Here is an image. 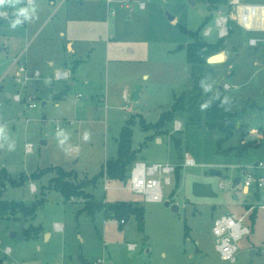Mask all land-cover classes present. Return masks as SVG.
<instances>
[{"label": "rangeland", "instance_id": "obj_1", "mask_svg": "<svg viewBox=\"0 0 264 264\" xmlns=\"http://www.w3.org/2000/svg\"><path fill=\"white\" fill-rule=\"evenodd\" d=\"M25 1L6 0L0 5V11L11 14V20L0 19V127L15 142V149L9 151L0 141V172L15 181L27 179L21 186L8 185L3 201L37 207L31 216L17 210L0 218L4 264H232L221 259L212 231L216 219L229 215L245 217L251 230L239 243L235 264H264V189L244 186L247 172L264 177V170L255 168L264 162V143L240 148L255 143L264 129V32H249L233 22L234 31L225 38L228 59L215 69L207 90L233 97L238 119L234 136L219 148L225 135L207 128L203 109L177 114L161 131L155 126L184 93L199 92L197 79L205 77L193 74L186 49L195 40L183 30L199 33L200 41L217 43L222 9H213L208 0H125L126 7L112 5V16L107 0H35L36 5L28 8L29 18L12 29L14 14L24 9ZM141 2L146 3L145 10L139 8ZM207 29L212 31L210 37L204 36ZM251 39L260 42L253 47ZM71 40L76 53L68 52ZM26 50L35 59L32 68L40 74L24 88L16 83L14 59ZM222 60L223 56L214 63ZM230 61L234 73L229 70L228 75ZM60 69L71 71V79L55 81ZM225 84L238 88L226 91ZM137 87L141 94L134 102ZM7 93L31 96L37 107L28 108L26 100L16 103ZM207 99L205 93L202 100ZM128 121L134 122L133 168L144 163L179 169V174L170 176V184L165 182L167 176L158 177L162 202H148L124 183L99 176L103 166L117 158L119 136ZM140 121L150 130H143ZM59 130L68 136L63 147L57 142ZM186 154L195 166L185 165ZM57 169L74 173L67 180L84 186L82 196L69 200L56 189ZM95 178L97 183L90 184ZM236 178L241 182L234 187ZM88 194L107 206L131 203L143 208L142 229L135 214L126 218V224L114 216L106 218L104 211L93 219L83 211ZM130 245L136 249L130 250Z\"/></svg>", "mask_w": 264, "mask_h": 264}, {"label": "trees", "instance_id": "obj_2", "mask_svg": "<svg viewBox=\"0 0 264 264\" xmlns=\"http://www.w3.org/2000/svg\"><path fill=\"white\" fill-rule=\"evenodd\" d=\"M210 6L217 10L223 9L224 6L229 5V0H208ZM233 22L230 23L233 29ZM184 33L190 34L195 40L192 44H189L186 52H187V61L189 65L192 67L193 74L196 73H204L205 77L197 79V89L199 92L192 91L190 95L183 94L179 99H177L171 111L163 114L155 128L158 131H161L167 123L173 122L177 114L184 113L185 111H189L192 113L196 108L203 109V113L205 114L206 122L205 125L210 130L219 129L224 135V139L218 142L219 148H221L224 141L230 140L234 136V131L237 129V119L238 112L234 109L236 108V101L232 97L224 96L220 93H213L208 89V85L210 84L211 78H214V66L208 63L209 58L215 56L223 51H225V39H220L217 43L211 44L206 41L199 40V33H188V31L183 30ZM219 57L213 59L215 61ZM220 91V87H218ZM208 97L206 102H203L202 98L205 96V93ZM195 99L200 100V103L197 104V101L194 102ZM192 120V116L190 117ZM133 121H128L127 125L122 129L119 141H118V150H117V158L111 161H108L103 166V171L101 173V177L104 175L108 176V178L113 180H118L122 183L126 180V174L131 172L135 162L137 161V154L132 149V139H133V130L132 125ZM140 124L143 130H150L145 125L144 121H140ZM177 149H180V143L177 141ZM263 145V140H257L255 143H245L240 148L242 150H246L248 148H258ZM232 150V149H230ZM222 153L226 154L228 152L223 151ZM59 177L54 181L56 189L62 192L67 199L70 200L71 197H80L83 195L84 186L83 185H72L67 180V177L74 176L73 172H66L62 169H57ZM176 173L179 174V169H176ZM31 178H37L35 176H31ZM179 178V175H178ZM27 179L25 177H21L20 181H15L9 177L7 172H0V218L6 217L8 214H15L17 210H20L23 214L27 216L34 215L36 212L37 205H34L32 208L25 206L23 203L17 202H9L3 201L2 196L4 194L5 189L8 185L12 187L21 186ZM97 178L93 179L90 184H96ZM256 197H259L256 195ZM257 212V209H255ZM83 211L89 212V214L94 217L98 212L104 211L105 217L114 216L120 219V221H124L126 223V218L135 214L138 216L139 227L140 230L143 226V217L144 210L143 208H139L134 206L131 203H116L111 205H104L100 202H97L94 197L88 194V201L85 204ZM256 213H253L252 217L255 216ZM38 229L33 230L36 232ZM32 229L27 231L25 235L29 237L31 235ZM0 264H4L3 260L0 259Z\"/></svg>", "mask_w": 264, "mask_h": 264}, {"label": "built area", "instance_id": "obj_3", "mask_svg": "<svg viewBox=\"0 0 264 264\" xmlns=\"http://www.w3.org/2000/svg\"><path fill=\"white\" fill-rule=\"evenodd\" d=\"M113 4H119L120 7H126L125 0H107L108 12L109 15L112 16L115 15V9L112 7ZM23 5L24 9H28L35 6L36 2L35 0H26ZM231 5V7L230 5L228 6L230 7L231 12H229V10V14H222V16L217 19V26L219 27L218 35L220 39H225L230 35V31L232 29V27L230 26L231 22H237L246 31L249 32H256L264 29V27L260 26V23L264 21V16L261 15V11L264 10V5L247 6L239 4L238 1L232 2ZM139 8L141 10H145L146 3H139ZM14 17L17 18V14H15ZM0 19L11 20V14L8 11H0ZM211 33V29H207L204 33V36L210 37ZM259 42L260 41L256 39H251L250 46L256 47ZM20 61V57L14 59V64L18 66V79L16 80V83L25 88L28 86V82L32 80V78H34L36 74L32 75L28 70V66ZM71 77V71L65 70L57 71L55 73V80L57 81H66L71 79ZM237 88V86H231L229 84H225L223 86V89L226 91H231ZM23 95H25V93ZM9 97L16 103H22L24 102L23 100H26V102L30 104H28V108L30 109H35L37 107L36 104L32 103L34 102V100L31 96H25V98H23L22 94L17 93L15 96L10 95ZM125 99H128L127 94H125ZM180 128L181 123H177L176 130H179ZM257 137L259 140H263L264 143V129L258 133ZM27 150L29 152H32L33 146L28 145ZM185 165L188 167L195 166V162L190 158L188 154H186ZM255 168L264 170V162H260L257 166H255ZM252 171H254V168L252 169ZM131 173L132 175L128 179L127 185L129 189L136 194L143 195L145 197V200L148 202L159 203L163 201V189L162 183L158 179V177L161 175L167 176L168 178L165 182L167 184H170V176L176 173V169L174 166L170 165H154L148 167L144 163H137L135 165V168L132 169ZM244 186L246 190H249L253 186H256L258 189H264V177H256V175H254V172H247ZM32 190H35V185L32 187ZM261 208L264 210V205L261 206ZM247 212V215L251 213V211ZM121 223L126 224L124 221H122ZM212 231L213 235L216 238V250L219 253L221 259L232 264L237 263L239 243L243 240V238L251 234L250 228L245 225V217L238 218L235 215H229L216 219ZM129 248L130 250H135L136 246L130 245ZM5 252L9 254L11 251L10 249H7ZM100 263L102 262H99L98 264Z\"/></svg>", "mask_w": 264, "mask_h": 264}, {"label": "crops", "instance_id": "obj_4", "mask_svg": "<svg viewBox=\"0 0 264 264\" xmlns=\"http://www.w3.org/2000/svg\"><path fill=\"white\" fill-rule=\"evenodd\" d=\"M234 1H238L239 2V4H241V5H247V6H263L264 5V3L263 2H258V3H256V2H248V3H244V2H242V0H230L229 2H230V4L232 3V2H234ZM22 4H24V3H22ZM229 4V5H230ZM53 5H54V7L56 6V4L55 3H53ZM63 5V4H62ZM61 5V6H62ZM230 10V7H228V10L227 11H229ZM222 11V10H221ZM229 12H231V10L229 11ZM15 15V14H14ZM261 15H264V10L263 11H261ZM14 18H16V17H14ZM238 24V23H237ZM261 25L260 26H262V27H264L263 26V24H264V21L263 22H261L260 23ZM241 28H243L240 24H238ZM257 32H264V29L263 30H260V31H256V33ZM28 34H29V32H27V37H28ZM65 34V33H64ZM63 33H62V35H64ZM34 40H35V37H33L32 38V40H31V45H32V43L34 42ZM30 45V46H31ZM67 49H68V52H70V53H76L77 52V50H76V43H75V41L74 40H71V41H68V43H67ZM24 53H25V55L24 56H22L23 55V53L21 52V53H19V54H17L16 55V57H15V59L16 58H21V61L23 62V63H25L27 66H28V68L30 69V73L31 74H33V75H35V74H37V73H39L40 74V72L39 71H35V69H33L32 68V66H31V64L35 61V59H32L31 58V56H30V53L28 52V50H26V51H24ZM28 53H29V55H28ZM222 56H223V60L221 61V62H219V63H216V64H219V65H216V64H211V65H213L214 66V71H215V69L217 68V67H220V66H223V65H225V62H226V58L228 59V55H227V52L225 51L223 54H222ZM221 57H219L218 59H216L215 61H213V62H216L217 60H219ZM224 60H225V62H224ZM79 61H76V63H78ZM222 62H224V63H222ZM221 63V64H220ZM49 66L50 67H55V63H54V61L53 62H49ZM14 64H13V66H12V68H11V70H13L14 69ZM233 61H230V63H229V65H228V72H227V74L229 75V74H231V72L233 71V73H234V70H233ZM33 69V70H32ZM58 70V69H57ZM229 70H232V71H229ZM35 71V72H34ZM60 71H62L61 69H60ZM65 71V70H64ZM66 71H69V70H67L66 69ZM9 72V71H8ZM7 72V73H8ZM55 73H56V71H55ZM231 76H233V78H234V74L233 75H231ZM230 76V77H231ZM54 80H55V78H54ZM55 81H57V80H55ZM59 82V81H58ZM75 84V82H73L72 81V83H71V85H74ZM234 86H236V85H234ZM223 88V87H222ZM221 88V89H222ZM10 96V93H7V97H9ZM233 98V97H232ZM261 130H263V129H261ZM260 130V131H261ZM259 131V132H260ZM258 132V133H259ZM248 135H249V133H247ZM258 135V134H257ZM256 138H257V140H259L258 139V137L257 136H255V141H253V142H256Z\"/></svg>", "mask_w": 264, "mask_h": 264}, {"label": "clouds", "instance_id": "obj_5", "mask_svg": "<svg viewBox=\"0 0 264 264\" xmlns=\"http://www.w3.org/2000/svg\"><path fill=\"white\" fill-rule=\"evenodd\" d=\"M5 3H6V0H0V5H4ZM31 11L34 13L35 9L33 8ZM28 18H29V10L20 9L17 13V18L10 24V27L12 29H15L18 25L22 24L23 21ZM56 137H57V142L61 147H63L68 141V136L63 130L57 131ZM88 139H89V135L85 133L84 140L87 141ZM0 141L7 143V148L9 151H12L15 149V142L9 141L8 137L5 135V130L3 127H0ZM2 146L3 144L0 143V147Z\"/></svg>", "mask_w": 264, "mask_h": 264}, {"label": "water", "instance_id": "obj_6", "mask_svg": "<svg viewBox=\"0 0 264 264\" xmlns=\"http://www.w3.org/2000/svg\"><path fill=\"white\" fill-rule=\"evenodd\" d=\"M191 3H192V6L195 7V5H196L195 2L194 1H191ZM227 10H228V6H224L223 9H222V11H221V13L222 14H225ZM171 20L174 21V18L171 17ZM221 56H222V54H218L216 56H213V57L209 58L208 63L209 64H215V63L212 62V60L215 59V58H217V57H221ZM140 94H141V89L139 87H137L136 90H135V93H134V97H133V101L134 102H138L139 101ZM131 175H132L131 172H128L126 174V180L124 181V185L125 186L128 185V179L131 177ZM240 182H241V178H236V180L234 182V187H237L240 184ZM167 206H169V203H167ZM173 211H178V208L176 206H173Z\"/></svg>", "mask_w": 264, "mask_h": 264}, {"label": "bare ground", "instance_id": "obj_7", "mask_svg": "<svg viewBox=\"0 0 264 264\" xmlns=\"http://www.w3.org/2000/svg\"><path fill=\"white\" fill-rule=\"evenodd\" d=\"M213 62V61H212ZM214 63V62H213Z\"/></svg>", "mask_w": 264, "mask_h": 264}]
</instances>
